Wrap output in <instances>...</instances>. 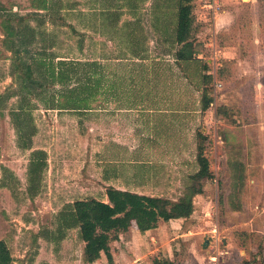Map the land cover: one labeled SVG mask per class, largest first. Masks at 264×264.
<instances>
[{"label":"rangeland","instance_id":"374dc122","mask_svg":"<svg viewBox=\"0 0 264 264\" xmlns=\"http://www.w3.org/2000/svg\"><path fill=\"white\" fill-rule=\"evenodd\" d=\"M42 1L0 0V239L13 264H48L56 253L89 264L76 228L58 230L60 213L79 198L106 201L108 185L178 198L196 169L197 130L213 176L192 213L159 220L145 236L132 237L131 227L114 234L111 262L99 246L90 256L102 259L95 264L134 263L131 253L118 258L119 249L146 252V242L159 258L176 249L180 264H264V0H223L215 21H194L198 58L212 77L203 112L199 64L179 67L173 58L175 0H45L41 9ZM8 44L26 47L24 60L44 52L98 63L105 83L93 108L57 110L21 95ZM220 105L226 114H216ZM20 124L33 131L30 148L21 147ZM33 150L46 160L38 176L28 171ZM234 159L245 166L237 211L228 204Z\"/></svg>","mask_w":264,"mask_h":264},{"label":"trees","instance_id":"16d2710c","mask_svg":"<svg viewBox=\"0 0 264 264\" xmlns=\"http://www.w3.org/2000/svg\"><path fill=\"white\" fill-rule=\"evenodd\" d=\"M175 17L172 28L173 58L175 64L198 63L200 74V110H207L213 101L210 95L209 83L211 74L207 66L197 57L198 46L194 36L193 0H175ZM41 9H47L45 0ZM166 33V30H164ZM16 31L6 26V36L13 38ZM22 43V42H21ZM9 47L13 53V79L19 83L21 95L30 98L38 97L48 108L87 112L93 107L97 94H101L105 83V74L98 69L95 61H80L75 59H55L50 54L42 53L39 57L24 60L21 51ZM49 87L54 88L49 100L42 99L40 93ZM114 89V83H110ZM34 96V97H33ZM22 110V105L19 109ZM227 107L218 106L217 115L226 114ZM18 112V111H17ZM21 147L30 148L33 131L26 130L23 124L17 125ZM205 135L201 130L195 132L196 169L188 174L182 194L171 199L165 196L142 194L135 191L116 188L112 185L105 187L106 201L94 197L79 198L70 203L67 210L60 213L58 230L76 228L78 238L83 242V258L90 255V250L99 246L109 262L112 261L110 242L114 234L128 230L132 223L139 231L149 228L157 221H169L188 216L193 211V199L203 192L204 183L213 174L208 158L204 154ZM44 151L33 150L30 154L29 174L37 175L46 165ZM231 189L228 204L231 210H240V194L244 186L245 166L239 159L229 160ZM38 176V175H37ZM63 236V234L61 235ZM98 244V245H97ZM89 257V256H88ZM10 249L3 239H0V264H13ZM252 260L244 259L241 264H251ZM153 264H180L178 251L173 249L171 254L154 260Z\"/></svg>","mask_w":264,"mask_h":264},{"label":"crops","instance_id":"0c3cea01","mask_svg":"<svg viewBox=\"0 0 264 264\" xmlns=\"http://www.w3.org/2000/svg\"><path fill=\"white\" fill-rule=\"evenodd\" d=\"M133 224L134 223H132L131 226H130L132 228V234H131L132 237L140 236V234L144 235L147 231H149V230L146 231V229H145V231H139L137 229V226L133 225ZM135 231H137V232H135ZM123 244H124V242H123ZM127 244H128V242H127ZM145 248H146V252L145 251L142 252V251L137 250V249H133V248L130 249L128 246L124 245L123 248L119 249L120 253H119V257L118 258L123 257L124 259H126L124 262H126V261H128V253H131V258L130 259H133L132 254L134 255V257L136 256L133 259L134 263H128L127 262V264H151L152 263L151 260H150L151 257L153 258L154 256H157V258H159L158 255H159V253L161 251H160L158 246H156V245L155 246H152V245L150 246V245H147L146 242H145ZM88 256H89L88 260L91 261V262H89V264H95L96 262L102 261V259H99L98 261H94L93 262L92 257L89 254H88ZM111 256H112V259H114L116 257L114 255V253H112V251H111ZM82 257H83V252H82ZM68 258L66 256L60 255L59 253H56L53 258L48 256L46 260H47L48 264H69L70 260L68 261Z\"/></svg>","mask_w":264,"mask_h":264},{"label":"built area","instance_id":"2783aa9c","mask_svg":"<svg viewBox=\"0 0 264 264\" xmlns=\"http://www.w3.org/2000/svg\"><path fill=\"white\" fill-rule=\"evenodd\" d=\"M193 4L194 21L197 23L215 21L217 15L223 10V0H193Z\"/></svg>","mask_w":264,"mask_h":264},{"label":"water","instance_id":"95a60500","mask_svg":"<svg viewBox=\"0 0 264 264\" xmlns=\"http://www.w3.org/2000/svg\"><path fill=\"white\" fill-rule=\"evenodd\" d=\"M202 247L205 248L206 247V243L202 244Z\"/></svg>","mask_w":264,"mask_h":264}]
</instances>
